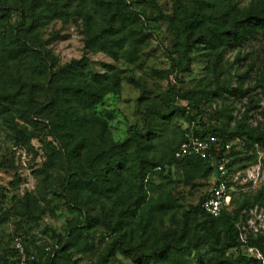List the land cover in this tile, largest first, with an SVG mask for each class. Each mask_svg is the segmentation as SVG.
<instances>
[{
    "label": "trees",
    "instance_id": "16d2710c",
    "mask_svg": "<svg viewBox=\"0 0 264 264\" xmlns=\"http://www.w3.org/2000/svg\"><path fill=\"white\" fill-rule=\"evenodd\" d=\"M74 1L80 8H89L83 21L84 47L89 51L116 56L126 38L136 47L148 36L141 30L143 22L124 0H0V121L16 145L31 149L32 139L41 143L46 159L39 173L49 169L64 173L57 195L64 199L67 209L79 214L75 222L68 223L66 237L57 235L52 243L38 244L28 237L22 219L13 221V215L33 218V202L24 198L18 206L7 208L0 192V227L13 228L6 240L0 234V264L15 259L11 247L14 236L23 239L27 254L33 256L29 264H81L73 257L72 248L86 251L94 249V243L101 248L94 259L82 264H108L116 253L135 264H185L186 255L202 246L210 248L219 264H260V259L246 250L255 248L264 256V233H248L242 238L239 224L243 210L264 204V181L251 197L234 207L231 197L230 205L217 217L201 208L210 189L194 205L176 209L179 205L170 197L151 196V182L155 176L164 178V167L172 164L201 171L202 176L212 175L214 167L208 160L174 157L186 135H213L221 146L238 140L239 146L232 144L226 155L230 171L240 163L238 168H244L243 162L256 148H264V126L249 123L254 104L232 128L209 124L199 109L204 97L224 98L242 92L230 81L219 82V66L226 50L239 48L251 39L264 41V0L252 2L245 11L238 6L241 0H192L189 13L176 5L172 13H179L176 28L181 52L176 57V72L190 71L193 49L210 50L215 86L205 91L179 90L172 85L161 107L144 103L141 127H131L121 141H96L92 137L95 126L105 125L95 109L105 94L119 91L120 71L108 65L104 73L93 72L85 55L58 65L38 38L39 28L49 21L81 16V11L71 9ZM13 12L17 13L14 22ZM253 66L249 64V68ZM244 77L245 73L237 75L238 79ZM256 81L264 87V57ZM176 114L184 116L186 127L167 153L153 155V139ZM222 154L221 149L218 157ZM104 201L116 209L114 223L107 220ZM96 207L98 212L91 213ZM167 214L169 223L165 224ZM98 227L103 233L97 238L93 230Z\"/></svg>",
    "mask_w": 264,
    "mask_h": 264
},
{
    "label": "rangeland",
    "instance_id": "374dc122",
    "mask_svg": "<svg viewBox=\"0 0 264 264\" xmlns=\"http://www.w3.org/2000/svg\"><path fill=\"white\" fill-rule=\"evenodd\" d=\"M124 1L143 22L141 30L147 32L148 36L136 47L133 46L131 39L126 38L122 47L117 48L116 56L101 51H89L84 47L83 21L88 15L89 8L87 5L80 8L78 1L73 2L71 9L81 11V16L70 17L67 20H51L40 27L38 32L43 48L50 51L58 65H64L72 59H80L85 55L93 72L104 73L108 70V65L113 70L120 71L119 91L105 94L95 109L94 113L105 121L104 128L95 126L92 130L94 131L92 137L96 141L100 139L121 141L128 136L131 127L136 125L140 128L139 116L144 103L161 107L164 94L172 85L179 90L205 91L215 86L210 50L200 47L193 49L190 53V71L176 72V57L181 54L179 28H176L179 26L177 19L179 13L173 16L172 12L174 7L180 4L183 11L189 13L192 0ZM256 1L258 0H241L238 6L241 11H245L252 2ZM16 19L17 13L13 12L11 21L14 22ZM263 57L264 41L257 39H251L239 48L224 52L219 66L222 71L219 82L230 81L233 87L239 85L242 92L238 91L235 95L226 94L224 98H202L199 109L206 122L232 128L247 107L254 104V108L249 111V123L252 126H264V87L258 85L256 81ZM251 63L254 66L249 68ZM242 73H245V77L238 79L237 75ZM185 104L186 102H181L180 105ZM186 125L182 114L171 117L159 136L153 139L152 154L161 156L167 153L179 139L180 130ZM30 145L31 149L16 145L12 135L0 121V192L5 196L7 208L18 206L19 200L29 198L35 205L33 218L13 215V221L22 219L28 237L36 243H52L57 235L66 237L68 223L75 222L79 214L77 211L67 209L64 199L57 195L58 185L64 173L61 170L50 169L46 173H39L46 159L44 148L37 139H32ZM235 145L239 146L238 141ZM243 164L244 168H238L241 163L231 168L238 185L236 183L230 185L233 207L244 198L251 197L263 183L264 148L257 147L252 157ZM163 175L164 178L158 176L152 178L151 196L164 199L170 197L175 205H179L176 209H187L189 205H194L212 186L211 176H202L201 171L194 172L176 164L165 166ZM11 210L14 212L13 208ZM103 210L107 220L114 223L116 209L112 210V205L104 201ZM97 212V207L91 211V213ZM177 214L180 215L179 212ZM164 223H169V214L164 216ZM239 226L242 238L248 233L254 235L264 233V204L248 211L243 210ZM12 229L10 225H2L1 237L6 240L8 231ZM93 231L97 238L103 233L99 227ZM100 248L99 243H94V249L81 252H76L74 247L73 257L78 258L82 264L94 259L95 253ZM246 251L260 259V264H264V256L257 249L248 248ZM233 253L237 255V251ZM108 264L135 263L132 259L116 253ZM185 264L219 263L213 260L210 248L202 246L192 249L186 255Z\"/></svg>",
    "mask_w": 264,
    "mask_h": 264
},
{
    "label": "built area",
    "instance_id": "2783aa9c",
    "mask_svg": "<svg viewBox=\"0 0 264 264\" xmlns=\"http://www.w3.org/2000/svg\"><path fill=\"white\" fill-rule=\"evenodd\" d=\"M237 141L233 140L221 146L220 140L216 136L198 137L190 134L186 135V139L179 144L174 153L175 158L194 156L208 160L214 167L211 175L212 186L208 195L201 203L203 211L212 217H217L231 203L230 185L236 183V181L230 168L227 167L229 157L226 155L231 144L233 142L235 144ZM221 149L223 150V154L218 157V152ZM11 247L15 251L16 257L9 264H29L33 259L32 255L27 254L24 241L20 236L12 238ZM45 250L49 251L50 247H46Z\"/></svg>",
    "mask_w": 264,
    "mask_h": 264
}]
</instances>
